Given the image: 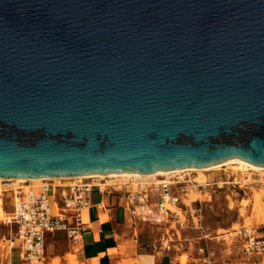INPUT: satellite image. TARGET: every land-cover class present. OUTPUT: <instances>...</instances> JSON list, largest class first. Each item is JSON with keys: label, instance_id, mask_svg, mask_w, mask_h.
<instances>
[{"label": "water", "instance_id": "1", "mask_svg": "<svg viewBox=\"0 0 264 264\" xmlns=\"http://www.w3.org/2000/svg\"><path fill=\"white\" fill-rule=\"evenodd\" d=\"M264 166V0H0V178Z\"/></svg>", "mask_w": 264, "mask_h": 264}, {"label": "built area", "instance_id": "2", "mask_svg": "<svg viewBox=\"0 0 264 264\" xmlns=\"http://www.w3.org/2000/svg\"><path fill=\"white\" fill-rule=\"evenodd\" d=\"M191 173L173 177L158 175L156 180L116 179L115 177H91L74 180L62 179L64 183L55 184L52 178H44L39 187L27 183L14 191L12 211L6 213L0 222L8 227V235L2 237L12 250L19 251L20 264H43L46 259V240L50 233L64 230L70 242L77 245L81 240V211L92 205V192L114 196L127 210L130 220L165 226L178 218L183 210L184 197L194 189L201 193L212 183L200 182ZM56 205L51 212L50 196ZM102 207V204H100ZM4 208V204H3ZM221 239L235 241L237 249L246 257L264 256V234L253 226L241 225L237 229L221 235ZM204 251V248L201 249ZM204 264H210L209 258H203ZM250 264H258L252 258Z\"/></svg>", "mask_w": 264, "mask_h": 264}, {"label": "rangeland", "instance_id": "3", "mask_svg": "<svg viewBox=\"0 0 264 264\" xmlns=\"http://www.w3.org/2000/svg\"><path fill=\"white\" fill-rule=\"evenodd\" d=\"M191 173V172H189ZM251 180L245 181L240 175L234 174L230 168L222 167L219 170H211L203 173V176L197 172H192V177L200 176L210 183L211 186L200 192L199 196L190 195L188 201L183 205L184 211L178 210V218L172 219L165 226L148 225L137 222L134 224L130 220L131 228L135 239H138L140 248L147 250L168 251L174 255L181 254V264H186L190 255L196 256L200 249L204 248L208 257V251L212 253V262L237 260V264H247L246 256L242 255L236 248L235 241H225L221 235L228 231L239 228L241 225H250L264 232V215L256 212L252 204L244 207L242 201L250 199L254 190L264 191V178L261 182L260 172H251ZM229 177V178H228ZM26 183H15L5 181L0 184V218H4L6 212L3 204L6 201H13L14 191L19 186H25ZM222 181H228L221 184ZM32 183V184H39ZM63 180H55V184L61 185ZM222 186H221V185ZM220 185V186H219ZM16 187V188H15ZM3 189V191H2ZM4 197V199H3ZM51 212L55 213L53 198H50ZM1 236L6 233L8 228L0 222ZM0 247L4 255H8L10 248L0 238ZM244 257V258H242ZM13 258L16 264L19 262V251L14 250ZM185 260V263H184ZM235 260V261H236ZM93 264H98V260ZM9 264V263H5ZM43 264H83L77 254L68 253L62 256H49L46 253V259ZM124 264H132L131 260H124Z\"/></svg>", "mask_w": 264, "mask_h": 264}, {"label": "crops", "instance_id": "4", "mask_svg": "<svg viewBox=\"0 0 264 264\" xmlns=\"http://www.w3.org/2000/svg\"><path fill=\"white\" fill-rule=\"evenodd\" d=\"M225 182L227 181L220 183ZM51 197L54 200L55 196L51 195ZM12 202L9 199L5 200L4 211L6 213L12 211ZM80 217L82 233L78 246L70 242L64 230L48 234L46 253L51 258L64 257L66 254L72 253L77 254L83 264H93L92 260L94 262L98 260V264H124V260H131L132 264H181V254L174 255L168 251L140 248L138 239H135L133 234L128 212L114 196L100 194L98 190L94 189L92 205L81 211ZM261 233L264 234V232ZM5 235H8V230L2 236L0 232V238ZM13 252L14 250L10 249L9 254L4 255L0 247V264L6 262L16 264ZM204 257H207L205 249L204 251L200 249L196 256L188 257L186 264H204L202 261ZM212 257L211 251H208L210 261ZM252 258L257 259L258 264H264V256ZM252 258L246 257L249 262ZM235 260L222 262L214 260L211 264H237V260Z\"/></svg>", "mask_w": 264, "mask_h": 264}, {"label": "bare ground", "instance_id": "5", "mask_svg": "<svg viewBox=\"0 0 264 264\" xmlns=\"http://www.w3.org/2000/svg\"><path fill=\"white\" fill-rule=\"evenodd\" d=\"M225 166L227 168H230L234 174L240 175L244 181H245V179H247V181L251 180V174H252L251 172H258V173L260 172L259 178L261 179L260 180L261 182L263 181L264 166L252 164V163L247 162L241 158H231V159H227L225 161H222V162L210 165V166L200 167V168L176 169V170H166V171H158V172H150V173H138L137 172V173H101V174H90V175H74V176L54 177L52 179L53 180H59V179L62 180L64 178H69V179H74V180H80L82 178H91V177H115L116 179H121V180L138 179V178H141V179L150 178V179L156 180V177L158 175H167L169 177H173V176L178 175V174L189 173V172H197L198 174L203 176L204 172L211 171V170H219ZM23 180L29 181L27 183H30L31 186L37 188L42 183L44 178H42V177L41 178H14V177H11V178H6V179L0 178V184L5 182V181H13V184H15L16 182L17 183H20V182L26 183ZM197 180H199L200 182H205V180L201 176H200V178H197ZM35 182L36 183L41 182V183L32 184ZM226 183H228V181L225 183H221V184L224 185ZM2 191H3V189H2ZM190 195L199 196L200 191L194 190V189L190 190L187 193V195L184 197L185 202L188 201V198H190ZM187 196H188V198H187ZM242 204L244 205V207L252 204L254 207V210L256 212H261L264 215V191H263V189L254 190L250 199L243 200ZM54 207L56 210L55 203H54ZM171 208H172V210L181 211L180 209H178L174 206H172ZM184 263H185V260H184Z\"/></svg>", "mask_w": 264, "mask_h": 264}]
</instances>
